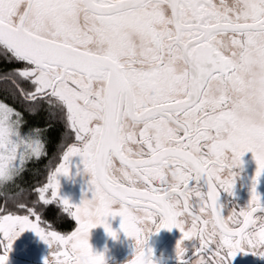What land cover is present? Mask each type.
<instances>
[{
  "label": "snow or ice",
  "instance_id": "1",
  "mask_svg": "<svg viewBox=\"0 0 264 264\" xmlns=\"http://www.w3.org/2000/svg\"><path fill=\"white\" fill-rule=\"evenodd\" d=\"M0 48L24 65L5 79L31 111L47 101L76 141L38 198L8 213L9 185L47 151L43 130L22 131L0 102V264L26 230L57 246L55 264H105L89 234L102 225L115 238L116 216L136 241L130 264H156L150 238L173 228L180 264L264 257V0H0ZM248 152L251 200L225 216L221 193L234 194ZM69 175H90L91 199L61 195ZM56 201L78 224L70 235L41 227L38 206ZM184 241H196L190 253Z\"/></svg>",
  "mask_w": 264,
  "mask_h": 264
},
{
  "label": "trees",
  "instance_id": "2",
  "mask_svg": "<svg viewBox=\"0 0 264 264\" xmlns=\"http://www.w3.org/2000/svg\"><path fill=\"white\" fill-rule=\"evenodd\" d=\"M9 58L10 54H6L5 50L0 48V102L22 114L23 120L27 123L25 132L31 129L43 130L42 136L46 141L47 155L42 156L38 161L30 160L26 165L28 170L23 173L22 177L16 179L15 185H9L10 191L17 195L7 198L6 208L10 204L27 205L35 201L37 199L36 190L47 183L50 173L62 162V155L67 147L75 142L74 132L66 126V120L55 108H51L47 101H41L39 111L33 113L31 111L33 104L23 98L10 79H5V76L10 75L13 69L24 66L22 62ZM16 81L21 88L28 91L33 88L27 80L16 77ZM38 212L41 214L42 223L54 231L68 234L76 227L74 220L55 204L48 206L40 204Z\"/></svg>",
  "mask_w": 264,
  "mask_h": 264
},
{
  "label": "rangeland",
  "instance_id": "3",
  "mask_svg": "<svg viewBox=\"0 0 264 264\" xmlns=\"http://www.w3.org/2000/svg\"><path fill=\"white\" fill-rule=\"evenodd\" d=\"M15 118L16 117H13V119ZM25 124L27 123L24 120H22L21 122L22 131L27 130V127ZM244 157L248 159L251 158L250 162L251 163L254 162V159H255L254 154H250V152H248L242 158ZM256 164H257V169H256L257 171L258 170L257 161H256ZM83 167L84 166L82 163V159L80 157H74L73 158V172L75 173L77 168H79L82 171ZM59 179L61 182V195L70 199V201L73 204L75 205L81 204L83 200L85 199L86 195L88 199H91L92 194L91 192L88 191V182L91 179L90 175H73V178L71 179L69 177L61 176ZM261 179H263V183L258 184L257 191L260 192L262 196H264V177H261ZM36 194L38 198V192ZM48 196L50 198V193L48 194ZM53 204L59 206L62 209L59 201H56ZM245 206H248V203L245 202ZM8 208H11V209H8ZM6 209L8 213L10 214H22L21 209L11 204ZM108 223L111 225L112 229L118 233L119 239L113 238L111 235H109V233L105 230L103 226H99L91 230L89 243L92 246L94 253L105 255L107 259V264H122L123 262H125L126 260L130 259L133 256V245L136 243V241L134 240V238H129L121 230L120 226L122 223V217H119V216L109 217ZM75 224H76V227H78V224L76 222ZM41 227H44L46 231H54L50 229L49 227L45 226L42 223V220H41ZM75 229L73 231H75ZM59 233L63 235L71 234V232L68 234L61 233V232ZM3 240H4L3 233H0V241H3ZM57 250L58 249L55 244L50 246L48 243L43 241L40 238V236H38L34 231L26 230L23 233H21V235L14 241L12 245V249L9 252V254L15 259L24 260L28 262L29 264H46V262H48V264H55V257L53 253Z\"/></svg>",
  "mask_w": 264,
  "mask_h": 264
},
{
  "label": "flooded vegetation",
  "instance_id": "4",
  "mask_svg": "<svg viewBox=\"0 0 264 264\" xmlns=\"http://www.w3.org/2000/svg\"><path fill=\"white\" fill-rule=\"evenodd\" d=\"M250 154L253 153L250 152ZM242 160V168L237 169L239 176L235 185L234 194L230 195L228 193H221L220 203L223 205V214L225 216L229 215L234 207L236 210L246 208L247 206H245V202L249 204L251 200L252 181L255 179L257 169L256 159H254L253 163L250 162L251 158L248 159L244 157ZM260 183H263V179H260ZM162 231L163 230L159 233ZM156 235L157 234L153 232L149 244H151ZM182 237L183 233L178 228H173L169 239L154 253L156 264H180V260L177 256V245L178 242L182 240ZM194 243H196V241H184V245L189 250V253L191 252ZM245 251L248 253H239L232 261V264H264V257L252 254L251 249H246ZM134 258L135 257L132 256L122 264H126Z\"/></svg>",
  "mask_w": 264,
  "mask_h": 264
},
{
  "label": "water",
  "instance_id": "5",
  "mask_svg": "<svg viewBox=\"0 0 264 264\" xmlns=\"http://www.w3.org/2000/svg\"><path fill=\"white\" fill-rule=\"evenodd\" d=\"M172 231H173V229L171 231H169L167 229H163V231L161 233L156 235V237L153 239V241L150 244L154 253L169 239V237L172 234ZM8 256H9L8 264H29L28 262H26L24 260L15 259L10 254H8ZM126 264H130V261Z\"/></svg>",
  "mask_w": 264,
  "mask_h": 264
},
{
  "label": "clouds",
  "instance_id": "6",
  "mask_svg": "<svg viewBox=\"0 0 264 264\" xmlns=\"http://www.w3.org/2000/svg\"><path fill=\"white\" fill-rule=\"evenodd\" d=\"M70 179L71 178H73V176L72 175H69L68 176ZM102 226V225H101ZM111 226V225H110ZM99 227V226H98ZM97 228V227H96ZM112 228V227H111ZM106 231H107V229H105ZM113 230V229H112ZM163 230V229H162ZM114 232H116L115 230H113ZM108 232V231H107ZM91 233V232H90ZM156 234H158V233H156ZM110 235V234H109ZM114 238V237H113ZM129 238H131V237H129ZM115 239H119V236H118V233H117V236L115 237ZM151 239V238H150ZM89 240H90V234H89ZM104 255V254H103ZM104 257H105V255H104ZM82 262H83V264H88V260H89V257H87V256H83L82 258ZM105 264H107V259H106V257H105Z\"/></svg>",
  "mask_w": 264,
  "mask_h": 264
}]
</instances>
